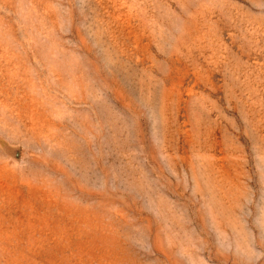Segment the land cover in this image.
Here are the masks:
<instances>
[{"label": "rangeland", "instance_id": "rangeland-1", "mask_svg": "<svg viewBox=\"0 0 264 264\" xmlns=\"http://www.w3.org/2000/svg\"><path fill=\"white\" fill-rule=\"evenodd\" d=\"M0 264H264V0H0Z\"/></svg>", "mask_w": 264, "mask_h": 264}]
</instances>
